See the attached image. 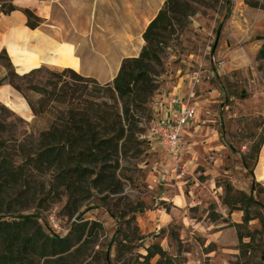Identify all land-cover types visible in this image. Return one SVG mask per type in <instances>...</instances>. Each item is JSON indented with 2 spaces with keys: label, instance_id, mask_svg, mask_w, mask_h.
<instances>
[{
  "label": "rangeland",
  "instance_id": "rangeland-1",
  "mask_svg": "<svg viewBox=\"0 0 264 264\" xmlns=\"http://www.w3.org/2000/svg\"><path fill=\"white\" fill-rule=\"evenodd\" d=\"M249 1L264 4V0ZM244 6H248L245 0H231L229 5L224 0H208L206 4L196 5L186 24H175L174 33L160 44L163 65L154 97L160 91H172L180 83L184 100L197 109V120L189 126L192 152L188 156L174 162L157 142L155 145L147 138V126L153 116L151 109L141 116L140 151L128 153L120 161L117 178L122 189L119 192L92 190L78 212L69 217L63 207L66 197L61 189L47 194L40 182L33 180L30 188L38 194V200L25 198L22 210L36 213L46 226L59 233L69 227L78 213L99 221L102 230L98 231L95 248L108 249L115 264H125L129 257L134 260L151 243H158L177 264H242L233 226L241 223L242 212H230L224 205V185L249 189L256 146L264 138V56L260 55L264 51V25L261 29L237 25L241 32L236 31L230 20L234 16L236 20L240 14L243 17ZM99 12L98 7L96 20ZM246 31L247 37L243 36ZM97 33L96 29L91 30L81 38L80 50L93 59L90 72L103 80L108 70L101 68L102 62L113 65L114 54L131 52V48L120 46L116 39L97 38ZM101 51H106V59ZM217 61L223 63L218 66ZM0 64H4L3 60ZM40 67L36 81L42 84L54 80L52 72L62 69ZM211 68L217 71L214 77L209 80L203 77L198 83L191 80L193 71L205 75ZM180 77L182 81L178 80ZM30 96L38 97L34 93ZM1 105L12 112L7 122L16 125L20 139L27 130L24 122L32 120L28 105L16 93L7 99V104L0 101ZM43 125L41 119L35 123V127ZM214 213L220 217L212 220ZM246 228L252 238L244 240L251 241L253 251L247 261L254 264L262 255L259 247L264 244V228L257 219ZM123 232L132 235L129 245L133 248L122 259L115 260L113 238L119 239Z\"/></svg>",
  "mask_w": 264,
  "mask_h": 264
},
{
  "label": "trees",
  "instance_id": "trees-1",
  "mask_svg": "<svg viewBox=\"0 0 264 264\" xmlns=\"http://www.w3.org/2000/svg\"><path fill=\"white\" fill-rule=\"evenodd\" d=\"M224 2L229 5L231 0ZM206 3L208 0H165L142 33L144 45L139 54L124 57L113 79L104 84L71 68L52 72L55 79L42 84L36 81L41 67L18 74L5 51H0L4 62L0 64V85L7 84L20 94L32 115L30 122L19 118L27 126L19 139L16 125L7 122L12 112L0 106V264H115L108 249L95 248L102 230L99 221L78 213L59 233L36 213L24 212V200H38L30 188L37 180L47 194L61 189L66 197L64 210L71 217L92 190L117 193L122 189L117 178L120 161L128 153L140 151L141 116L152 109L159 86L157 76L163 65L160 44L174 33L175 24H186L196 5ZM245 3L264 10V4L257 1ZM15 9L12 0H0V13ZM21 10L29 28L42 23L31 9ZM30 93L38 97L33 99ZM38 119L44 121L42 127H35ZM262 143L264 138L256 146L257 154ZM261 196L264 187L257 182H251L248 190L224 185V205L230 212H242L241 223L233 224L242 264H249L247 260L253 256L251 241L244 240L252 238L248 223L257 219L264 228ZM218 217L220 214L214 213L212 220ZM132 238L125 232L119 239L113 238L115 260L132 250ZM143 248L144 254L137 253L134 260L127 258L125 264H151L155 257L153 264H177L158 243ZM259 249L262 255L254 264H264V244Z\"/></svg>",
  "mask_w": 264,
  "mask_h": 264
},
{
  "label": "crops",
  "instance_id": "crops-1",
  "mask_svg": "<svg viewBox=\"0 0 264 264\" xmlns=\"http://www.w3.org/2000/svg\"><path fill=\"white\" fill-rule=\"evenodd\" d=\"M165 0H12L17 9L7 14L0 13V51H5L14 70L24 74L40 66H54L57 68H71L84 76H92L100 83L110 82L117 73L121 60L124 57H135L144 45L142 33L148 23L154 18ZM100 8L99 18L96 20L97 8ZM21 8L31 9L42 23L35 27L26 26V16ZM244 18L230 20L236 31V26L248 27L252 25L261 29L264 25V11L244 6ZM242 17V18H241ZM98 30L97 38H112L120 46H129L131 52L116 53L113 56V65L103 61L101 68L107 69L105 79L93 74V59L84 56L80 48L81 38L91 30ZM243 36H248L247 31ZM138 40L134 43L133 39ZM134 44L137 46L134 47ZM102 52V51H101ZM105 55L106 59V51ZM211 77L217 73L210 69ZM182 81V77L178 79ZM178 83L172 91H160L154 97L152 111L166 121H173L179 113L184 100L183 90ZM18 94L11 87L0 85V101L7 104L13 94ZM20 95V94H19ZM180 99L173 103L174 97ZM196 108V106H195ZM197 120V109L193 119L189 120L183 129V135L190 141L189 126ZM152 143L155 140L149 138ZM156 145V144H155ZM168 155V154H167ZM185 155L183 157H186ZM182 157V158H183ZM251 182H257L264 187V143L250 173Z\"/></svg>",
  "mask_w": 264,
  "mask_h": 264
},
{
  "label": "built area",
  "instance_id": "built-area-1",
  "mask_svg": "<svg viewBox=\"0 0 264 264\" xmlns=\"http://www.w3.org/2000/svg\"><path fill=\"white\" fill-rule=\"evenodd\" d=\"M212 60L213 65H216L215 59ZM222 63V61H217L218 66ZM203 77L209 80L211 78L210 72L202 75L201 71L195 70L192 72L191 80L198 83L202 81ZM172 102L179 103L180 99L176 96L172 99ZM195 114V106L187 101L182 103L179 113L173 121H166L153 112L147 126V138L154 139L174 162H178L183 156L192 152V145L183 135V129L187 122L194 118Z\"/></svg>",
  "mask_w": 264,
  "mask_h": 264
},
{
  "label": "water",
  "instance_id": "water-1",
  "mask_svg": "<svg viewBox=\"0 0 264 264\" xmlns=\"http://www.w3.org/2000/svg\"><path fill=\"white\" fill-rule=\"evenodd\" d=\"M260 55H261V56H264V51L261 50V51H260Z\"/></svg>",
  "mask_w": 264,
  "mask_h": 264
}]
</instances>
